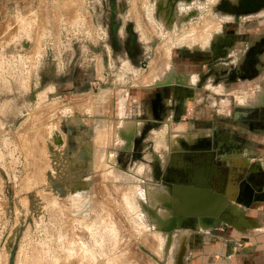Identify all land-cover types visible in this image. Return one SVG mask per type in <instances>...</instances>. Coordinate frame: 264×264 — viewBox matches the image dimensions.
I'll use <instances>...</instances> for the list:
<instances>
[{
    "label": "rangeland",
    "instance_id": "1",
    "mask_svg": "<svg viewBox=\"0 0 264 264\" xmlns=\"http://www.w3.org/2000/svg\"><path fill=\"white\" fill-rule=\"evenodd\" d=\"M10 1L0 12V264H199L214 222L177 210L163 178L166 119L212 128L233 104L264 102L258 12L229 10L237 0ZM167 84L204 101L172 118L178 102L166 98L162 123L143 131L151 91ZM220 130L175 147L231 151Z\"/></svg>",
    "mask_w": 264,
    "mask_h": 264
},
{
    "label": "crops",
    "instance_id": "2",
    "mask_svg": "<svg viewBox=\"0 0 264 264\" xmlns=\"http://www.w3.org/2000/svg\"><path fill=\"white\" fill-rule=\"evenodd\" d=\"M10 2V0H0V12H2L1 8L3 6H6L8 9ZM254 16L253 23L251 24L254 26L253 30L256 33L259 32V25L264 26V8ZM260 16H263V18L258 19ZM255 36L257 37V35ZM259 68V78L257 80L263 84L264 63ZM180 78L187 80L191 79V76L182 75ZM209 98L207 96V99ZM203 100L204 97L201 94H196V103H200ZM208 102L209 104L204 107V110L211 111L213 110L210 109L212 107L211 103L214 101L213 99H209ZM250 104L253 103L250 102ZM185 106L183 104L182 108ZM246 107L248 105L233 104L226 111L227 113H225L228 120L223 117L224 114L222 112H219L218 117H220L219 120L221 121L216 122L212 128H195L194 125H191L186 126L188 129H185L186 127L180 128L174 126L170 120H166L169 124L168 137H170V141L165 161L181 164L184 161L183 157L185 154L191 150L187 149L185 153L182 149H179L177 146L175 147V139L177 137H189V140H194L196 137L212 135V129H221L222 138L220 139L226 140L231 137L232 139L228 141L233 147L231 151L223 152H217L212 147L213 152L221 158L231 159L235 165H244L245 167L244 174H246V177L243 181L233 176L228 179L229 182H226V180L224 182L227 193L233 195V198H239L243 202H247L248 206L241 207V205L232 202L230 204L240 214L238 215L239 217L230 222L221 221L219 218H216L217 222L214 223L209 231L208 229L206 230L207 236L205 241L197 249L199 264H264V124L261 126L252 124L249 121V117L247 118L243 115L244 111H241V109ZM179 108L181 109L180 105L177 111ZM145 112L148 113L149 111L145 110ZM228 124L231 126L230 129H228ZM131 125H133L132 122ZM161 179L160 177L159 180ZM243 186L249 188L250 197H243L239 194ZM174 188L179 190V192L181 190L185 192L184 189H179L177 186H173V190ZM187 191L186 196L188 198L192 197L193 193L190 190ZM224 199V195L207 189L203 202L196 205H192L189 202L183 203L185 204L184 208L186 211H194L198 214H214Z\"/></svg>",
    "mask_w": 264,
    "mask_h": 264
},
{
    "label": "water",
    "instance_id": "3",
    "mask_svg": "<svg viewBox=\"0 0 264 264\" xmlns=\"http://www.w3.org/2000/svg\"><path fill=\"white\" fill-rule=\"evenodd\" d=\"M261 106H264V102L260 104H250L248 107L241 109V111L244 110L243 115L245 116L254 111L258 115H261L263 114ZM186 155L189 157V161L187 160L188 162L186 163L187 166L181 164L173 166V171L169 174L173 181L179 184L181 183V185L175 186L179 189L185 190V192L182 190L180 192L173 190L176 196L179 197V199H175V201H180L181 204V208H177V210H180L185 216L193 215L198 218L206 216L208 220H212L214 223L217 222L216 218H219L221 221L230 222L239 217L238 215L240 214H238L230 203L234 202L237 205H241V207L248 206V203L243 202V200L239 198H233V195L227 193L224 181L226 180V182H229L228 179L233 176H236L243 181L246 177V174H244V165H235L232 163L231 159L221 158L206 147H199L190 150ZM164 167H166V163ZM182 178L184 180H181ZM207 189L225 196V199L219 204V208L214 214H198L194 211H186L182 209L183 202H189L192 205L203 202L207 194ZM187 190H190L193 193L192 197L188 198L186 196V193L188 192ZM239 194L248 198L250 197V190L247 186H243ZM176 219L177 218L173 216L170 223L166 225L164 229L170 231L175 225ZM169 238L170 237H168V240Z\"/></svg>",
    "mask_w": 264,
    "mask_h": 264
},
{
    "label": "flooded vegetation",
    "instance_id": "4",
    "mask_svg": "<svg viewBox=\"0 0 264 264\" xmlns=\"http://www.w3.org/2000/svg\"><path fill=\"white\" fill-rule=\"evenodd\" d=\"M248 2H249V5L252 4L251 0H248ZM228 8H229V10H236L237 9L241 12L246 13V14L250 13V12L257 13L264 8V1L261 3H258V4L256 3L254 6H251V7H248V6L245 7L241 3V0H237V3L235 5H233V6L229 5ZM251 20H254V18H252ZM258 38H260L259 39L260 44H258V47H261V45H262L261 49L263 50L264 49V26H262V25H259ZM252 53H253V50H252ZM183 54H184V56H187V57L191 56V55H189V52H187V51H185ZM209 55H210L209 57L208 56L206 57V55H203V54L199 55V56H200V58L202 56L204 58L206 57L205 59L209 60L214 55V51H212V53H210ZM251 66L254 68V64ZM253 68L251 69L250 66H248L247 72H249V74H250L251 72H253ZM158 91H159L158 89H154L151 91V97L148 100L150 102L149 103L150 104L149 112L148 113L146 112V114H144L145 118H144V124H143V131H145V129H147L148 127H151V126L157 127L162 123V121L160 119L163 118L162 115L164 114V112H167L166 111L167 104H165V103H167V102H165L166 98L167 99L175 98L177 100L176 102H178L174 113H172V118H173V117H175V114H177V115L180 114L186 108V106L188 104L186 100L191 99V100L196 101V94H198L200 92L197 88L192 87V90H191L190 87H188L184 84H176V85H168L167 84V86H165V88L162 89V91H160V92H158ZM199 94H201V93H199ZM128 95H129V93H128ZM202 96L204 97V95H202ZM209 97L211 98V96H209ZM182 103L186 105L184 108H182V105H183ZM179 105L181 106V109L179 108V110H178L179 112H178L177 109H178ZM150 109H151V111H150ZM261 111L263 112V114H261V115H258L254 111V112L248 113L246 117L247 118L249 117V121L252 124H255L256 126L257 125L261 126L262 124H264V106H261ZM199 147H206V148H208V150L210 149V151L213 152L212 147H207L204 144H201V146L195 145L192 148H188V149L193 150V149H196ZM182 150L185 152V149H182ZM188 159H189V157L185 154V156L183 157L184 161H183V163H181V165L187 166L186 163L189 161ZM165 163H166V167H165V170L163 172V178L168 182L174 183L175 185H181V183L179 184V183L173 181V179L169 176V174L173 171V166H178L179 163L174 164L171 161H169V162L166 161ZM181 180H184V179L182 178ZM175 185H173V186H175ZM172 190H173V188H172Z\"/></svg>",
    "mask_w": 264,
    "mask_h": 264
},
{
    "label": "bare ground",
    "instance_id": "5",
    "mask_svg": "<svg viewBox=\"0 0 264 264\" xmlns=\"http://www.w3.org/2000/svg\"><path fill=\"white\" fill-rule=\"evenodd\" d=\"M128 130V129H127ZM96 131V130H95ZM101 132H102V130H101ZM111 133V132H110ZM109 135V134H108ZM102 158H103V156H102Z\"/></svg>",
    "mask_w": 264,
    "mask_h": 264
}]
</instances>
